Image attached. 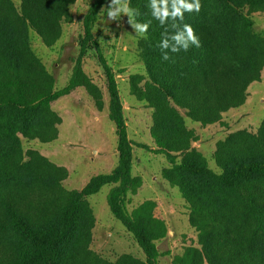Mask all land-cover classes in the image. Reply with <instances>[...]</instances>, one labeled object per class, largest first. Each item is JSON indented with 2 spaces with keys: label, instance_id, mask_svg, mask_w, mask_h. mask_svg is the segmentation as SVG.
Wrapping results in <instances>:
<instances>
[{
  "label": "trees",
  "instance_id": "trees-1",
  "mask_svg": "<svg viewBox=\"0 0 264 264\" xmlns=\"http://www.w3.org/2000/svg\"><path fill=\"white\" fill-rule=\"evenodd\" d=\"M76 1L0 0V264H126L123 256L111 262L91 249L96 218L89 197L105 186L112 216L145 257H129L133 262L127 264H160L168 253L158 243L169 229L155 216L156 202L129 209L130 196L142 185L133 175L134 145L167 159L161 177L179 190L187 209L196 245L187 246L174 264H264V119L255 131L236 130L216 144L211 157L218 170L194 146L198 135L186 122L223 123V115L245 105L249 87L261 81L264 33L255 30L252 15L264 12V0H200L199 12L185 11L183 20L169 18L163 26L152 16L150 0H128L134 21L149 23L137 41L143 73L131 74L128 87L130 96L152 110L154 148L130 139L117 78L124 71L108 63L95 38L102 10L112 0H94L83 17L79 56L63 88L55 87L33 50L32 32L49 48L59 41ZM185 24L193 27L200 47L166 49L170 59L163 60L165 29L171 35ZM89 49L97 52L106 77L118 164L81 190H68L67 170L25 143L58 140L62 119L53 104L78 88L101 111L103 91L82 69Z\"/></svg>",
  "mask_w": 264,
  "mask_h": 264
},
{
  "label": "rangeland",
  "instance_id": "rangeland-1",
  "mask_svg": "<svg viewBox=\"0 0 264 264\" xmlns=\"http://www.w3.org/2000/svg\"><path fill=\"white\" fill-rule=\"evenodd\" d=\"M16 3L19 0H14ZM94 0H77L71 6L69 23H63L59 41L47 47L34 32L31 34L32 48L42 59L46 68L55 78V87L63 88L79 56V40L83 34L82 20ZM111 3L105 6L95 28L99 42L108 63L118 71V82L122 86V100L130 139L154 148L149 135L152 124V110L130 96L128 79L131 74L143 73L137 51L140 36L129 23V17L121 13L115 20L108 16ZM255 30L264 33V12L252 15ZM82 69L103 91L101 111L83 88L76 89L70 96L60 98L53 109L60 115L58 140L41 144L25 143L48 157L68 172L63 186L68 190H81L91 177L110 173L118 164L117 135L115 124L108 118V93L106 77L95 49H89L82 60ZM249 97L242 107L223 115V123L202 127L186 120L189 128L195 129L198 142L194 146L203 153L212 169L218 170L212 160L216 144L229 133L240 129L255 131L264 119V70L261 81L253 83L248 90ZM184 114L183 110H180ZM168 166L163 155H155L134 145L133 175L142 181L136 194L131 195L130 210L145 200L156 202L155 216L164 220L169 232L167 238L158 243L159 250L168 255L161 257L160 264H174L189 245H196V236L188 221L187 209L177 188L171 187L162 177L161 170ZM110 190L105 186L99 193L89 197L94 210L96 226L93 230L91 249L111 262L125 257L127 263L145 260V257L125 230L111 214L107 203ZM131 257L132 259H130ZM124 259V258H121Z\"/></svg>",
  "mask_w": 264,
  "mask_h": 264
},
{
  "label": "clouds",
  "instance_id": "clouds-1",
  "mask_svg": "<svg viewBox=\"0 0 264 264\" xmlns=\"http://www.w3.org/2000/svg\"><path fill=\"white\" fill-rule=\"evenodd\" d=\"M151 14L160 22L163 26L171 18L176 21L184 19V12H199L201 9L200 0H194V2H188V0H150ZM108 16L112 20H115L121 13L127 15L129 23L135 29V31L144 36L148 32L149 23H137L134 21V10L129 7L128 0H112L111 5L108 7ZM172 29H178V25L173 23ZM162 41L159 47L163 53L162 59L167 61L170 59L169 49L172 53H178L181 49L187 51L190 44H194L200 47V41L195 35L194 29L190 24H185L182 30L175 31L174 34L169 35L168 29L162 34ZM146 38V36H145Z\"/></svg>",
  "mask_w": 264,
  "mask_h": 264
}]
</instances>
